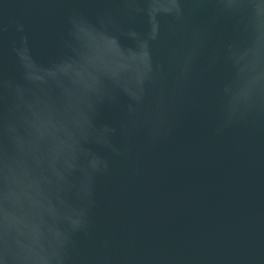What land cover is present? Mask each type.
<instances>
[{
    "label": "water",
    "instance_id": "95a60500",
    "mask_svg": "<svg viewBox=\"0 0 264 264\" xmlns=\"http://www.w3.org/2000/svg\"><path fill=\"white\" fill-rule=\"evenodd\" d=\"M0 264H264V0H0Z\"/></svg>",
    "mask_w": 264,
    "mask_h": 264
}]
</instances>
